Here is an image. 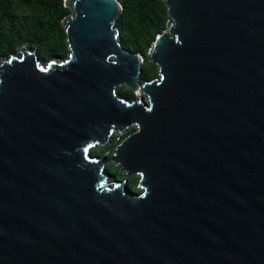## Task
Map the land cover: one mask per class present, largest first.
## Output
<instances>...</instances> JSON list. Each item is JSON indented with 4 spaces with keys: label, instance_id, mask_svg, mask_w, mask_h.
<instances>
[{
    "label": "water",
    "instance_id": "obj_1",
    "mask_svg": "<svg viewBox=\"0 0 264 264\" xmlns=\"http://www.w3.org/2000/svg\"><path fill=\"white\" fill-rule=\"evenodd\" d=\"M162 1L149 81L118 0L0 60V264H264V0Z\"/></svg>",
    "mask_w": 264,
    "mask_h": 264
},
{
    "label": "trees",
    "instance_id": "obj_2",
    "mask_svg": "<svg viewBox=\"0 0 264 264\" xmlns=\"http://www.w3.org/2000/svg\"><path fill=\"white\" fill-rule=\"evenodd\" d=\"M118 1L122 11L115 27L120 43L129 52L143 56L140 80L149 81L157 76V67L149 62L147 52L155 37L166 28V5L162 0ZM69 13L63 0H0V60L26 43L42 62L65 58L68 48L60 23ZM118 93L127 99L135 97L129 87H120ZM115 141L116 136L112 139ZM132 181L136 184L137 178Z\"/></svg>",
    "mask_w": 264,
    "mask_h": 264
},
{
    "label": "rangeland",
    "instance_id": "obj_3",
    "mask_svg": "<svg viewBox=\"0 0 264 264\" xmlns=\"http://www.w3.org/2000/svg\"><path fill=\"white\" fill-rule=\"evenodd\" d=\"M59 59L60 58H54V59H51V60L59 61ZM129 130H131V129H129ZM128 131H126V132H128ZM103 149H105V148H103ZM103 149H95L92 152V154L94 156H102L101 151ZM106 152H107V149L103 152V154L106 153ZM106 170H107V173L110 175L112 180L113 179H115L117 181H122L123 180L122 173L117 169V167L113 163H111V162L108 163L107 166H106ZM132 178L133 177L129 178V180H128V188H129L130 192L137 193V192H139V190L136 187L137 182H136V184H134V182L132 181Z\"/></svg>",
    "mask_w": 264,
    "mask_h": 264
}]
</instances>
